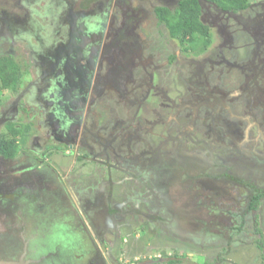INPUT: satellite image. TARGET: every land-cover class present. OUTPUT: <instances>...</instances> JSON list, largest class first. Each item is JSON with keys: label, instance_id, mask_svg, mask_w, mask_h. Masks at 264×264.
I'll use <instances>...</instances> for the list:
<instances>
[{"label": "flooded vegetation", "instance_id": "1", "mask_svg": "<svg viewBox=\"0 0 264 264\" xmlns=\"http://www.w3.org/2000/svg\"><path fill=\"white\" fill-rule=\"evenodd\" d=\"M196 1L208 36L181 42L159 16L180 0H0V56L25 70L0 99V133L21 130L0 264H240L247 214L264 251V0ZM214 181L245 192L225 233Z\"/></svg>", "mask_w": 264, "mask_h": 264}, {"label": "trees", "instance_id": "2", "mask_svg": "<svg viewBox=\"0 0 264 264\" xmlns=\"http://www.w3.org/2000/svg\"><path fill=\"white\" fill-rule=\"evenodd\" d=\"M212 1L221 7L229 9L245 8L249 4V0ZM198 14L199 7L196 0H180V4L174 12L164 10V13L159 16L166 22L170 35L177 37L182 42L185 36H189V40L195 34H199L198 37L202 36L201 38L203 39L208 36L198 18ZM24 71V68L12 56H0V91L5 89L15 90ZM18 134H21L20 129L12 124L6 126L5 131L0 133V154L7 158H12L17 154L16 136ZM261 196H264V194L255 197L253 202L255 208Z\"/></svg>", "mask_w": 264, "mask_h": 264}, {"label": "rangeland", "instance_id": "3", "mask_svg": "<svg viewBox=\"0 0 264 264\" xmlns=\"http://www.w3.org/2000/svg\"><path fill=\"white\" fill-rule=\"evenodd\" d=\"M253 1H257V0H253ZM255 10L257 11V9H255ZM262 19H260L259 22ZM261 22H263V21H261ZM16 60H18V59H16ZM17 62L19 63L20 61H17ZM20 63H19V65H21ZM28 63H30V61H28ZM261 81H263L262 86H264V77L262 78ZM1 92H3V93L1 94ZM10 94H11V91L9 89L2 90V91H0V99H4L6 101L8 99V101H9L10 100L9 98H11ZM3 105H4V103L0 104V111L4 108ZM12 125H13V123H12ZM261 143L262 142L259 139L254 140V135H252L249 138L247 146L248 147H254L256 150H258ZM21 144L22 143H19V145H21ZM254 144H255V146H253ZM20 149H22V145L20 146L19 151H20ZM250 150L253 151V149H250ZM17 155H19V152H17L16 156ZM55 159H58V158L55 157ZM253 170L254 169H251V171H253ZM210 173L211 172L204 173L202 178L211 175ZM256 178H257V181H260L259 175H257ZM206 181H207V183H208V181L213 183L212 180L209 178H207ZM214 182L217 185L219 184V182H217V181H214ZM215 184H213L212 187H216ZM218 187H220V190L223 191V194L221 193L222 197L219 196L220 197L219 199H213L212 203L214 205H219L222 207L217 206L216 208H214V210H212V212L213 213H221L219 221H222L226 224L224 231H223L225 233V231L227 230V223L231 222V218L229 215L231 213L230 210L231 211L232 210H236V211L241 210L243 200L241 201L240 197H244L245 192L240 191L239 189L235 188L233 185H229V186L226 185V187L224 189H223V185H218ZM198 190H199L198 194L202 195L203 192H200V188H198ZM209 202H211V201H209ZM223 206H226L229 209L226 212H222ZM197 214L192 209V212L189 211L188 216L192 215L193 218H195V216H203L204 218L203 217H201V218L205 219V220L212 218V217L206 215L207 212L206 213L205 212H202V213L198 212ZM256 215H257L256 216L257 217L256 228H258V231H260V233H261V236H262V238L260 236L261 241H264V199L260 202L259 206H257ZM211 230H212V232L214 231L213 232L214 236L219 234L214 229H211ZM239 237H240L242 243H240L238 246H236V248H237L236 250H239V253H243L244 256L239 255L238 257H236L237 262L240 264H253V262H254V264H264V251H263V248L260 247L261 246L260 242L257 241V239L259 238L257 233H256V235L253 234L252 220H251L250 214H247V216H246V223H245V225L241 231V234H239ZM166 242L169 244L175 243L174 240H170V241H166ZM187 249L189 251L193 250L192 248H186V249H184V252L182 254H177V255L184 256L187 253ZM166 252H170V250L166 249ZM234 255H235V253L231 254L230 256H234ZM232 258H234V257H232ZM183 264H185V263H183ZM186 264H189V263H186Z\"/></svg>", "mask_w": 264, "mask_h": 264}]
</instances>
